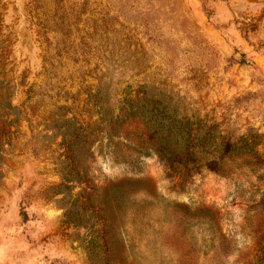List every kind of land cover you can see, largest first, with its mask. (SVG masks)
I'll list each match as a JSON object with an SVG mask.
<instances>
[{"label":"rangeland","instance_id":"374dc122","mask_svg":"<svg viewBox=\"0 0 264 264\" xmlns=\"http://www.w3.org/2000/svg\"><path fill=\"white\" fill-rule=\"evenodd\" d=\"M0 81V264H264V0H0ZM97 90L167 105L231 172L98 148L79 179L59 128Z\"/></svg>","mask_w":264,"mask_h":264},{"label":"trees","instance_id":"16d2710c","mask_svg":"<svg viewBox=\"0 0 264 264\" xmlns=\"http://www.w3.org/2000/svg\"><path fill=\"white\" fill-rule=\"evenodd\" d=\"M3 84L0 81V126L10 128V118L16 113ZM110 101L107 91L97 90L90 96L88 124L62 115L61 147L66 163L75 168L79 179H88L86 173L80 176V155L93 156L98 148L106 151L113 163L132 168L139 159L156 154L172 169L184 167L196 174L205 169L221 176L231 172L227 163L232 162V146L219 150L213 138L192 132L193 124L177 117L162 102L154 98L138 102L127 95L114 108Z\"/></svg>","mask_w":264,"mask_h":264}]
</instances>
